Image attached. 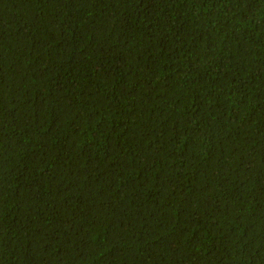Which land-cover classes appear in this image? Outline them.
<instances>
[{
    "label": "trees",
    "instance_id": "obj_1",
    "mask_svg": "<svg viewBox=\"0 0 264 264\" xmlns=\"http://www.w3.org/2000/svg\"><path fill=\"white\" fill-rule=\"evenodd\" d=\"M0 264H264V0H0Z\"/></svg>",
    "mask_w": 264,
    "mask_h": 264
}]
</instances>
